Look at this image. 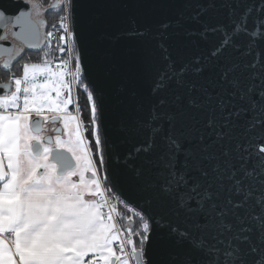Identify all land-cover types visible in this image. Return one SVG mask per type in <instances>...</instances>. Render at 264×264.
<instances>
[{"label": "snow or ice", "instance_id": "snow-or-ice-1", "mask_svg": "<svg viewBox=\"0 0 264 264\" xmlns=\"http://www.w3.org/2000/svg\"><path fill=\"white\" fill-rule=\"evenodd\" d=\"M217 7L228 9V26L200 20ZM239 7L209 0L194 14L202 29L188 36L220 37L207 54L174 56L165 24L154 37L160 55L141 59L148 92L131 93L122 122L132 144L123 164L147 210L139 232L125 234L116 222L86 129L70 110L69 62L25 63L22 76L0 83V264H264V0L237 18ZM38 9L35 0H0V29L19 27L13 35L38 49ZM60 27L73 35L63 20ZM12 51L0 43L5 69ZM80 60L77 53V80ZM49 122L62 125L55 137L45 135ZM91 123L104 165L95 102ZM103 179L118 184L121 175L113 169Z\"/></svg>", "mask_w": 264, "mask_h": 264}, {"label": "water", "instance_id": "water-1", "mask_svg": "<svg viewBox=\"0 0 264 264\" xmlns=\"http://www.w3.org/2000/svg\"><path fill=\"white\" fill-rule=\"evenodd\" d=\"M232 2L240 4L236 13L237 18L249 5L259 4V0H232ZM208 3L209 0H72L73 32L86 82L98 104L107 174L110 176L112 170L117 169L121 175L118 184H113L109 180L110 186L129 203L142 209L146 216L147 210L140 207L141 200L135 192L133 170L123 164L132 144L125 137L122 122L131 93L136 91L147 94L148 92V83L139 75V65L148 52L155 53L157 57L160 55L157 48L158 41L154 37L163 30L162 25H170L167 29L170 36L167 43L174 56L177 51L187 55L207 54L219 43V34H209L207 40L199 35L186 34L189 31H201V23L193 19V16ZM216 3L220 5L223 0H216ZM20 6L26 9L28 7L24 4ZM258 15L253 13L249 28L253 27L252 21ZM229 19L228 9L221 7L212 9L208 14L200 17L201 21L210 25L228 26ZM178 21L179 28H177ZM8 26L11 27L12 33L19 31V27L14 28L12 24ZM5 30L6 28L0 29V35H7ZM132 32H142L145 36L129 35ZM18 40L25 42L22 39ZM238 42L246 46L248 38L242 35ZM0 43L14 49L12 40H4ZM39 45L41 47L40 41ZM261 48H264V42L259 44L257 51ZM232 54L240 57L239 52ZM8 56L7 52L0 53V59ZM251 58L247 57V59ZM159 236L160 234L156 233L157 240ZM149 239L151 241L152 237L150 236Z\"/></svg>", "mask_w": 264, "mask_h": 264}, {"label": "built area", "instance_id": "built-area-1", "mask_svg": "<svg viewBox=\"0 0 264 264\" xmlns=\"http://www.w3.org/2000/svg\"><path fill=\"white\" fill-rule=\"evenodd\" d=\"M53 3L54 2L52 1V4ZM58 7L62 8V10L59 9L61 10V12L58 18L56 19L55 23L53 24L52 29L50 31L53 33V36L47 37L48 54H50L49 60L53 62L54 66L61 64L63 61L69 62L67 66V70L70 72V81L72 85L71 87H72L74 96H76V102H77L75 106L77 112L74 113L75 115L77 116L80 115V110L78 107V91L81 89L87 90L88 91L86 92L88 93L87 96L89 95V93H91L92 101L88 99V103H89L90 110H91L92 102H95L97 105V124L99 126V132H100L101 130L100 129V118H99L97 100L95 98L93 91L90 89L88 83L86 82L83 69H82L79 79L77 80L75 78V65H76L75 56L78 53V49H77V42H76V38L73 32V27H72V18H71L72 0H71V3H69V0H60V4L56 8ZM62 20L65 24L68 25L69 32L72 33L73 35H67L63 33V30L60 27ZM61 35L66 36V41H67L66 44H63L59 41V37ZM60 47H65V53L63 55H61L59 52ZM93 140H94V137H93ZM102 144H101V148L103 150ZM90 147H91V141H90ZM104 157H105V154H104ZM97 168H98V174L101 176L102 187L106 190V195L109 197L110 203L115 205L117 212L120 213V216L116 217L117 224L122 228V230L125 231V234H127L126 230L129 228L133 230V233L142 231L143 221L140 219V216L143 213L145 217H147L145 212L142 209L129 203L127 200H125L120 195H118L113 190V188L110 186L109 180L105 181L103 179L104 175L107 174L106 164L100 165ZM105 211H107V209H105ZM113 215L115 216V213H113ZM132 238L135 240H138V238L135 235H133ZM126 251L130 252L131 246H127ZM130 264H136L134 258L130 257Z\"/></svg>", "mask_w": 264, "mask_h": 264}, {"label": "trees", "instance_id": "trees-1", "mask_svg": "<svg viewBox=\"0 0 264 264\" xmlns=\"http://www.w3.org/2000/svg\"><path fill=\"white\" fill-rule=\"evenodd\" d=\"M39 1L45 5H48V4H51L53 0H39ZM55 10H53L50 14L47 15V17L50 19V27H49L48 31H51L52 26L54 24V21L58 17L57 16L58 14ZM47 50H48V46L46 48L44 47L43 49L38 50V51L29 52L22 60L17 62L16 65L13 66L11 69H5L4 67L0 66V81H6L7 82V81H9L11 76H13V75L21 76L23 65L25 63H33V62L42 61L41 59H38V54H40V55L44 54L45 52H47ZM78 107H79V110L81 113V122L84 125V127L87 129L86 130L87 137L91 140V148L93 150V148L95 149V144L92 140L93 139V135H92V130H93L92 127L93 126H91V124H92L91 123V110L89 107V103L87 102L85 95H83V94L79 95ZM72 109H75L73 105H72ZM100 135H101V141L103 143L101 130H100ZM103 155H104V145H103Z\"/></svg>", "mask_w": 264, "mask_h": 264}, {"label": "flooded vegetation", "instance_id": "flooded-vegetation-1", "mask_svg": "<svg viewBox=\"0 0 264 264\" xmlns=\"http://www.w3.org/2000/svg\"><path fill=\"white\" fill-rule=\"evenodd\" d=\"M35 2L39 5V9H38V14H36V12H34L33 18L44 22V27L41 30L42 34H43V38L40 41L41 47H40V49H38V50H41L46 46L47 33L50 32V31H48L49 27H50V19L47 17V15L50 14L53 10H55V8L57 6H56V1H54V0H53L54 3L53 4L51 3L50 5H45L42 2H40L39 0H35ZM5 31L7 32V40H12L13 44H14V49H13L12 55H11L12 63L9 66V68H7V69H11L13 66L16 65L17 62L22 60L29 52L35 51V50L29 48L27 43L20 41L17 38H15L13 36L12 29L10 26H8ZM8 60H9V56L5 57V58H1L0 59V66L3 67L4 63H6ZM2 82H6V81H2ZM75 109H76V107H75ZM60 127H61L60 124H53V123L49 122L46 125L45 135L55 137V135H57V133L55 131H53V129L60 128Z\"/></svg>", "mask_w": 264, "mask_h": 264}, {"label": "rangeland", "instance_id": "rangeland-1", "mask_svg": "<svg viewBox=\"0 0 264 264\" xmlns=\"http://www.w3.org/2000/svg\"><path fill=\"white\" fill-rule=\"evenodd\" d=\"M48 5H50V4H48ZM56 10V12H57V16H59V14H60V12H61V10H62V8H60V7H58V8H55ZM59 9H61V10H59ZM58 18V17H57ZM56 18V19H57ZM56 19H55V21H56ZM55 21H54V23H55ZM47 47V43H46V46H45V48ZM45 58H47V59H49L50 58V54H48V50H47V52H45L44 54H38V59H41L42 61H40V62H33V63H43V61H44V59ZM67 70V69H66ZM68 71V70H67ZM69 72V71H68ZM70 73V72H69ZM22 76V75H21ZM12 77V76H11ZM67 79L70 81V75L67 77ZM70 83H71V81H70ZM72 86V85H71ZM86 92H88L87 90H83V89H81V90H79L78 91V99H79V95L80 94H83V95H85V98H86V100H87V102H88V96H87V94L88 93H86ZM67 95V94H66ZM71 98H72V100H73V106H74V108H75V106H76V104H77V102H76V96H74V93H73V90H72V87H71ZM70 110H71V112H72V114H74V113H76L77 111H76V109H72V106H70ZM75 115V114H74ZM77 116V115H76ZM78 118H79V121H80V123H81V125H82V127L84 128V129H86L85 127H84V125L82 124V122H81V113H80V115L79 116H77ZM61 125V124H60ZM91 126H92V124H91ZM93 128V127H92ZM87 130V129H86ZM93 131V130H92ZM85 138L86 139H88L89 141H91L88 137H87V133H85ZM93 140V139H92ZM93 142H94V140H93ZM94 144H95V142H94ZM93 159L96 161V163H97V167H99L100 165H99V156H98V154H97V152H98V150L96 149V147H95V149L93 148Z\"/></svg>", "mask_w": 264, "mask_h": 264}, {"label": "crops", "instance_id": "crops-1", "mask_svg": "<svg viewBox=\"0 0 264 264\" xmlns=\"http://www.w3.org/2000/svg\"><path fill=\"white\" fill-rule=\"evenodd\" d=\"M0 82H2V81H0ZM61 127H62V125H61ZM89 199H94V197H88Z\"/></svg>", "mask_w": 264, "mask_h": 264}]
</instances>
